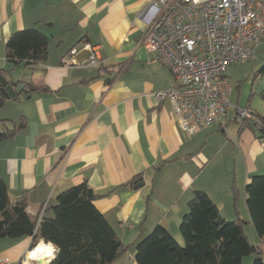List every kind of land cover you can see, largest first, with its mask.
<instances>
[{
  "label": "crops",
  "instance_id": "obj_1",
  "mask_svg": "<svg viewBox=\"0 0 264 264\" xmlns=\"http://www.w3.org/2000/svg\"><path fill=\"white\" fill-rule=\"evenodd\" d=\"M151 1L0 0V74L24 84L16 100L0 104V131L14 130L0 139L8 199L23 202L32 217L42 207V215L51 216L59 193L86 182L101 195L95 208L124 245L111 264H138L135 245L154 226L182 241L181 216L201 190L224 219L245 222L244 233L258 250L240 264H252L256 255L264 261L245 202L251 175L264 174V137L253 124L256 117L244 122L239 114L264 118V43L255 58L227 68L231 107L222 121L189 135L170 102L154 96L173 78L141 44L147 25L139 13ZM27 28L48 37L47 59L34 70L5 57L8 36ZM87 44L99 64H71V48ZM31 241L1 238L0 258L5 264H48L54 245L38 240L31 247ZM41 242L51 249L49 257H24Z\"/></svg>",
  "mask_w": 264,
  "mask_h": 264
},
{
  "label": "trees",
  "instance_id": "obj_2",
  "mask_svg": "<svg viewBox=\"0 0 264 264\" xmlns=\"http://www.w3.org/2000/svg\"><path fill=\"white\" fill-rule=\"evenodd\" d=\"M47 45L48 37L40 30H17L5 42V57L12 65L22 64L34 70L46 61ZM4 98L0 91V104ZM243 121L259 123L258 130L264 137V118L248 114ZM23 126L21 122L18 128ZM13 132L7 128L0 131V139ZM245 193L252 226L264 244V174L251 175ZM99 196L86 182L74 185L56 196L52 215H42L38 221V216L32 217L25 211L23 202H10L0 178V239L31 236V247L38 240L52 243L55 256L48 264H111L124 245L95 208L94 200ZM187 206L178 228L183 243L158 224L136 243L133 256L138 264H240L244 256L257 252L258 248L244 233L245 222L240 218L224 219L205 191L195 190ZM43 246L41 242L37 247ZM252 264L264 261L256 255Z\"/></svg>",
  "mask_w": 264,
  "mask_h": 264
},
{
  "label": "built area",
  "instance_id": "obj_3",
  "mask_svg": "<svg viewBox=\"0 0 264 264\" xmlns=\"http://www.w3.org/2000/svg\"><path fill=\"white\" fill-rule=\"evenodd\" d=\"M139 17L147 25L141 44L173 78L169 89L154 92L158 102H170L189 135L221 122L231 107L227 68L255 58L264 43V0H152ZM91 50L86 64L98 65ZM77 51L73 47L69 55ZM246 113L239 111L241 118Z\"/></svg>",
  "mask_w": 264,
  "mask_h": 264
},
{
  "label": "water",
  "instance_id": "obj_4",
  "mask_svg": "<svg viewBox=\"0 0 264 264\" xmlns=\"http://www.w3.org/2000/svg\"><path fill=\"white\" fill-rule=\"evenodd\" d=\"M91 54V46L89 44L84 45L80 50H78L74 55L71 56L70 62L75 66L82 65L86 63L88 57H90ZM23 85V83L14 85L4 75L0 74V91L5 96V98L16 100L19 93L21 92V89L23 88Z\"/></svg>",
  "mask_w": 264,
  "mask_h": 264
},
{
  "label": "bare ground",
  "instance_id": "obj_5",
  "mask_svg": "<svg viewBox=\"0 0 264 264\" xmlns=\"http://www.w3.org/2000/svg\"><path fill=\"white\" fill-rule=\"evenodd\" d=\"M50 251H51V249H47V248H36V250H33V252L31 253V256H33V257H40L41 258L43 255H45V256H48L49 257V253L48 252H50ZM46 259L44 261H42V260L41 261L42 262H45Z\"/></svg>",
  "mask_w": 264,
  "mask_h": 264
},
{
  "label": "rangeland",
  "instance_id": "obj_6",
  "mask_svg": "<svg viewBox=\"0 0 264 264\" xmlns=\"http://www.w3.org/2000/svg\"><path fill=\"white\" fill-rule=\"evenodd\" d=\"M80 49H81V46H78V47H77V50H80ZM251 226H252V225H251ZM252 228H253V226H252ZM246 231L249 233L248 228H246ZM254 232H255V231H254ZM181 240H182V239H181ZM180 243H183V242L180 241Z\"/></svg>",
  "mask_w": 264,
  "mask_h": 264
}]
</instances>
